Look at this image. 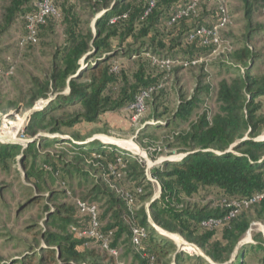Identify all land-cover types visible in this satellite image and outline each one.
Here are the masks:
<instances>
[{
    "label": "trees",
    "instance_id": "16d2710c",
    "mask_svg": "<svg viewBox=\"0 0 264 264\" xmlns=\"http://www.w3.org/2000/svg\"><path fill=\"white\" fill-rule=\"evenodd\" d=\"M38 1L0 0V42L19 20L23 22L20 37L25 34V17L35 11ZM243 1L251 28L254 10L249 1ZM188 3V0H158L145 15L146 0H54L58 17H48L37 29V43L24 48L36 46L43 34L52 32L56 26L63 31L64 45L54 49L48 69L30 81L20 100L22 103L9 104L31 109L38 101H49L42 111L30 115L26 126L28 138L36 135L38 138L25 148L0 144V162L19 157L26 166L32 158L27 177L34 181L39 193L43 189L34 169L37 159L44 171L64 184L73 177L83 184L91 183L93 189L80 201L95 206L97 232L108 239L110 250L118 254L120 243L132 248L130 222L148 232V237L141 242L145 256L142 258L133 250L141 264H149L150 258H153L151 264H171L172 260L176 264H245L250 253L264 252V238L259 233L253 235V243L242 242L252 219L264 225V197L213 230L202 228L201 221L219 218L226 210L220 208L212 213L206 207L190 206L188 201L202 192L214 194L219 200L264 195V140H257L264 134V114L260 113L259 101L264 98V72L253 74V66L260 56L253 54L251 48L245 46L233 52V60L245 74L219 83L217 112L210 119L205 112L187 131L173 133L171 147L185 157L181 161H164L150 170L160 188L159 198H152L154 186L145 176L144 162L111 144L84 143L94 133L83 136L74 131L82 123L100 125L103 117L120 111L132 118L134 113L127 107L136 96L154 88L146 102L158 93L163 97L175 73L197 65L184 68L178 64L170 71L161 70L153 66L145 54L168 58L176 64L211 56L213 46H204L200 40L188 42L186 38L192 29L209 27L217 21L216 6L215 12L209 14L212 21L209 24L201 7L208 5L206 3H200L190 17L169 24L172 16ZM101 13L103 15L96 19ZM112 18H116L114 23L110 22ZM128 41L136 48L122 50ZM126 59L132 60L131 69L125 66ZM114 67H117L116 72L112 71ZM198 98L196 94L189 100L182 99L173 118L158 127L164 129L176 122H187L197 109ZM64 130L73 131L66 134ZM41 134L52 138L44 139ZM63 137L68 140H61ZM38 146H63L73 156V161L66 162L63 155L42 154ZM82 166L90 171H84ZM92 170L100 173L101 178H96ZM110 185L118 192L110 189ZM49 194V200L58 199V194ZM127 194L132 197L130 208L124 199ZM89 220L76 206H59L52 211L46 221L52 232L44 233L42 239L47 246L42 248L47 260L39 257L40 262L102 264L107 259L109 264H114L115 257L101 249V241L93 237L78 238L72 232L87 230ZM156 228L182 237L202 255L183 257L176 253L174 244L160 237ZM89 245L97 246L108 258L89 250ZM31 259L28 257L26 262Z\"/></svg>",
    "mask_w": 264,
    "mask_h": 264
},
{
    "label": "rangeland",
    "instance_id": "374dc122",
    "mask_svg": "<svg viewBox=\"0 0 264 264\" xmlns=\"http://www.w3.org/2000/svg\"><path fill=\"white\" fill-rule=\"evenodd\" d=\"M247 1L254 10L251 17V28H249V21L246 19L244 1H228L227 7L231 17L229 25L222 31V37L227 40L229 47L223 53L211 55L207 59L200 60L196 66L175 73L173 79L165 87L163 97H160L159 93L151 97L137 118H130L127 113L120 111L117 114H108L103 117L100 125L79 124L75 131L83 136L94 133L90 139L103 144L113 143L101 141V137L130 143L136 151L114 145L133 158H138L144 164L147 162L149 164L157 163V166H160L159 162L170 160L169 158H173L171 161L179 159L182 153L171 147L174 144L173 133L187 131L191 123L205 112L210 119L217 112L219 106L216 98L219 83L221 81L229 82L245 74V70L238 68L241 66L236 65L233 60V52L248 46L253 54L260 56V60L253 66V74L264 72V1ZM201 7L205 10V15L208 16L207 23H211L209 14L215 12V6L201 5ZM83 20L87 19L84 17ZM90 25L93 28V22ZM22 34L23 22L19 20L2 37L0 42V68L3 71L6 67L13 68L11 74L0 77V130L4 125L10 127L11 124H19L15 139L20 143L23 139H29L25 131L30 115L33 112L42 111L40 107L45 105L46 101L36 102L31 109L22 106L10 107L9 104L19 103L23 94L27 92L30 81L48 69L54 49L64 45L63 31L60 26H56L52 32H45L36 46L26 49H20L17 45V39ZM135 48L132 41H128L122 50L128 51ZM124 63L129 69L133 66L132 60L126 59ZM177 67L178 64L175 63L174 68ZM196 94L199 96L197 109L187 122H176L164 129L158 127L173 118L182 99L189 100ZM259 101L261 104L260 113L264 114V98ZM12 112H16V114L7 117ZM72 131L64 130L63 132L70 134ZM263 137L264 134L257 140ZM36 138H38L37 135L32 139ZM22 147L25 148V145ZM37 150L42 154L63 155L64 160L68 163L73 161V156L63 146L43 148L38 146ZM34 162V169L40 177V185L43 189L41 193L37 192L34 181L27 177V173L33 165L32 158L28 159L26 166L22 164L19 157L6 160L4 163L0 162V264H58L52 263V261L41 263L39 260V257L44 258L42 260H47L42 251V248H47V246L42 239L44 233L52 232V230L46 225V221L56 208L59 206L75 207L77 201H80L93 189L91 183L83 184L75 177L64 184L58 177H53L48 171H44L39 159ZM82 167L84 171H90L88 167ZM92 174L98 179L101 178V174L94 170H92ZM105 182L107 181L105 180ZM109 187L118 192L115 186L110 185ZM153 189L155 193L156 186ZM50 192L58 194V199L49 200ZM188 205L199 208L206 207L212 213H216L221 208L219 198L209 192L200 193L197 197L189 200ZM250 214L253 216L252 211ZM257 233L264 238V225L261 221L252 219L250 229L242 242L253 243V235ZM159 236L169 239L160 234ZM176 236L183 240L182 237ZM169 240L174 244L176 253L182 254L183 257L187 256V253L177 249L175 240V242ZM92 249L97 251L100 256H108L97 246L89 245V250ZM28 257H32V259L26 262ZM249 257L245 264H264V252L250 253ZM118 263L141 264L136 253L127 243L119 245V253L115 257L114 264ZM102 264H109V261L106 259ZM171 264L176 263L172 260Z\"/></svg>",
    "mask_w": 264,
    "mask_h": 264
},
{
    "label": "built area",
    "instance_id": "2783aa9c",
    "mask_svg": "<svg viewBox=\"0 0 264 264\" xmlns=\"http://www.w3.org/2000/svg\"><path fill=\"white\" fill-rule=\"evenodd\" d=\"M146 1L148 4V8L145 12V15H147L155 7L158 0H146ZM228 1L229 0H188L189 2L188 5H186L184 8L178 10L175 13L172 16L169 24H173L177 20H180L182 18H188L190 17V15H193L195 13L196 7L200 3H206L208 5L216 6V10L218 13L217 21L211 24V26L209 27L199 26V27L192 29L191 32L187 35L186 39L188 42L200 40L201 44L204 46H213L214 49L211 55H219L223 53L227 49V47H229L228 46L229 43L226 42V40H224L222 37V31L226 29L230 23V15H229L228 7H227ZM50 16L58 17L57 12L54 7V0H39L35 4V11L31 14L26 15L25 17V34L18 39V43H17L20 49L24 48L27 45H35L37 43L38 41L37 29L40 25H43L46 19ZM115 20L116 18H112L110 22L114 23ZM145 55L148 58H150L151 64L153 66L161 70L170 71L175 63L168 58L152 56L150 54H145ZM199 62L200 61L182 62V63L179 62L177 64L186 68L190 65L192 66L196 65ZM12 71H13L12 67L7 68L5 72L0 68V77L4 76L5 74L7 75L11 74ZM112 71L116 72L117 67H114ZM153 90L154 88H151L147 92H142L141 94L136 96L134 99V102L127 107V110H131L134 113V116L132 118L134 119L137 118L143 112L144 107H145V102L149 98V95L152 93ZM29 140L30 139L21 140L22 145H25L26 142H28ZM184 157H185V154H182L180 158L175 161H181ZM164 161L159 162V165H161ZM145 165H146L145 166V176L147 180L151 182L153 186H156L157 188V191L154 193V199L159 198L160 188L157 182L151 177V174H150V170L152 168L159 167V166H157V163L149 164L148 162ZM111 173L114 174L113 171ZM263 197H264L263 194H256V195H253L249 198L242 199V200L222 199L220 200V207L226 210L225 215L219 218H208V219L202 220L200 223V226L208 230L217 229L223 224L228 223L229 221L234 219L243 210H246L250 206L260 202ZM124 199L126 201L128 208H130L132 204V197L129 194H127L124 196ZM76 208L81 215H88L90 220H89V226L87 230L83 232H77L76 230H72V232H74L78 238L79 237L96 238L97 240L101 241L100 247L102 250L106 251L109 255L116 257L117 253L109 249L108 239L102 237L97 232L95 206L89 205L82 201H77ZM129 225H130V233H131L130 244L133 250L143 258L145 255L143 254L141 242L142 240H145L148 237V232L144 228L134 224L133 222H130ZM156 230L160 235L168 237L169 239L173 240L171 237L165 234H162L158 229ZM176 247L179 251L183 253H187V255L191 257H198L202 255L201 251L195 245L189 244L185 241L184 242L182 241V244L180 245L176 243ZM149 261H150L149 264H151L153 262V258H150Z\"/></svg>",
    "mask_w": 264,
    "mask_h": 264
},
{
    "label": "bare ground",
    "instance_id": "6f19581e",
    "mask_svg": "<svg viewBox=\"0 0 264 264\" xmlns=\"http://www.w3.org/2000/svg\"><path fill=\"white\" fill-rule=\"evenodd\" d=\"M19 127H20L19 124H11L10 127H8L7 125H4L1 128V130H0V141H3V142L18 141L15 138H16V134H17V132L19 130ZM100 139H101V141L111 142L113 144L120 145L122 147H127L128 149H130L132 151H136V149H134V147L130 143H122V142L116 141L114 139H109V138H106V137H101ZM169 159L172 160L173 158H169ZM159 231L162 234H165V235L171 237L179 245L182 244L183 240L180 239L179 237H177L176 235L169 234L168 232L166 233V232H164V231H162L160 229H159Z\"/></svg>",
    "mask_w": 264,
    "mask_h": 264
},
{
    "label": "water",
    "instance_id": "95a60500",
    "mask_svg": "<svg viewBox=\"0 0 264 264\" xmlns=\"http://www.w3.org/2000/svg\"><path fill=\"white\" fill-rule=\"evenodd\" d=\"M102 15H103V13L99 14V15L97 16L96 19L100 18ZM93 25H94V24H93ZM88 55H89V54H87V55L84 57V59H85L86 57H88ZM48 102H49V101H46V102H45V105L41 106L40 109L43 110L44 107L48 104ZM15 114H16V112H12V113L8 114L7 117H12V116H14ZM41 136H42L44 139L52 138V136H49V135H41ZM61 140H68V138H67V137H63V138H61ZM260 140H264V137H263L262 139H260ZM33 141H34V139H30L28 142H26L25 147H27V145H28L29 143L33 142ZM92 141H93L92 139H89V140H87V141L84 142V143H90V142H92ZM0 144H15V145H21V146H22V144H21L19 141H10V142H3V141H0ZM111 145H114V144H111ZM114 146H116V145H114ZM232 147H233V146H232ZM232 147H231V148H232ZM231 148L228 150V152L231 150ZM165 161H169V160H165ZM156 229H157V228H156ZM158 230H159V229H158Z\"/></svg>",
    "mask_w": 264,
    "mask_h": 264
},
{
    "label": "crops",
    "instance_id": "0c3cea01",
    "mask_svg": "<svg viewBox=\"0 0 264 264\" xmlns=\"http://www.w3.org/2000/svg\"><path fill=\"white\" fill-rule=\"evenodd\" d=\"M74 131H75V129H74ZM89 140V139H88Z\"/></svg>",
    "mask_w": 264,
    "mask_h": 264
}]
</instances>
